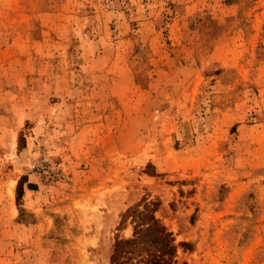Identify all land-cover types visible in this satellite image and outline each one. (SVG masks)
Here are the masks:
<instances>
[{"label":"rangeland","instance_id":"374dc122","mask_svg":"<svg viewBox=\"0 0 264 264\" xmlns=\"http://www.w3.org/2000/svg\"><path fill=\"white\" fill-rule=\"evenodd\" d=\"M145 204L264 264V0H0V264H111Z\"/></svg>","mask_w":264,"mask_h":264},{"label":"trees","instance_id":"16d2710c","mask_svg":"<svg viewBox=\"0 0 264 264\" xmlns=\"http://www.w3.org/2000/svg\"><path fill=\"white\" fill-rule=\"evenodd\" d=\"M144 209L145 211H140L137 207H133L126 211V215L138 218L140 223L135 227L133 238L115 241L111 264H119L118 259L122 255H132V246L135 244H138L139 248L145 252L139 254L143 264H170L172 262L175 246L170 232L153 214L149 213L147 204Z\"/></svg>","mask_w":264,"mask_h":264}]
</instances>
